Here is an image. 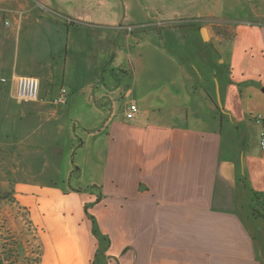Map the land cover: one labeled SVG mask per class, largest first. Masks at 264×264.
Here are the masks:
<instances>
[{
  "label": "crops",
  "instance_id": "obj_1",
  "mask_svg": "<svg viewBox=\"0 0 264 264\" xmlns=\"http://www.w3.org/2000/svg\"><path fill=\"white\" fill-rule=\"evenodd\" d=\"M67 1L17 0L26 8L10 23L0 7V83L12 88L6 96L0 88L1 110L19 75L40 82L45 102L32 104L50 105L45 83L62 61L66 105L75 97L100 127L105 153L91 191L16 185L40 232L41 264H264V219L244 217L252 192L264 193L253 121L264 120V22L239 24L228 40L225 30L208 27L205 39L197 27L168 44L154 29L100 24L107 14L91 0ZM36 30L56 55L29 66L12 38ZM130 103L138 112L128 120Z\"/></svg>",
  "mask_w": 264,
  "mask_h": 264
},
{
  "label": "rangeland",
  "instance_id": "obj_2",
  "mask_svg": "<svg viewBox=\"0 0 264 264\" xmlns=\"http://www.w3.org/2000/svg\"><path fill=\"white\" fill-rule=\"evenodd\" d=\"M0 2V7L4 10L2 14L9 23L11 17H17L20 13L23 15L22 11L26 8L18 7L15 3L17 0ZM91 2L94 13L107 14L106 20L100 24L116 20L122 27H130L126 31L133 34L143 29L144 31L154 29L162 32L164 43L168 41V44L186 42L197 27L204 28L205 32L208 27L213 32L225 30L228 40L229 33L237 25L254 21L264 22V0H91ZM70 3L71 0L65 5ZM175 15L178 17L175 18ZM158 22L160 26H150ZM12 43L16 44L21 57H29L27 60L29 64H26L29 66L38 64L39 60L47 59L49 55H56L54 41L44 40L41 32L37 30L31 38L22 34L17 43L12 38ZM62 71V61H57V67H53L52 78L47 79L45 83L50 85L49 97H55L61 88L66 90L67 99L71 96L68 84L62 78ZM0 88L5 96L12 93L10 84L0 83ZM120 102L124 103L121 99ZM5 103L7 105L5 110H1L4 108L0 107V128H14L15 132L12 134L9 131L0 132V198L10 192L15 195L16 185L19 183L25 184L26 187L53 186L60 190L91 191L94 188L102 176L105 154L103 146L98 141L99 137H95L100 127L96 128V124L91 122L92 119L87 117L88 115L85 116V112L76 109L75 97L67 105L57 107L18 103L15 99H9ZM120 113H123V107ZM101 134H105L104 131ZM9 135L16 136L17 143L12 144L10 139H4L5 136L10 137ZM225 142L227 141H224L223 146L227 148ZM0 213L6 220L8 229H12L16 234H22L24 239L27 238L21 215L15 208L7 203H1ZM255 213L251 205L244 211V217L250 224L262 219Z\"/></svg>",
  "mask_w": 264,
  "mask_h": 264
},
{
  "label": "trees",
  "instance_id": "obj_3",
  "mask_svg": "<svg viewBox=\"0 0 264 264\" xmlns=\"http://www.w3.org/2000/svg\"><path fill=\"white\" fill-rule=\"evenodd\" d=\"M1 203H7L17 210L28 236L24 239L22 234H16L12 229H8L6 220L0 213V264H41L43 245L40 232L30 218L28 207L22 205L12 192L1 196ZM250 204L255 214L264 219V193L253 191ZM89 219L93 225L92 232L97 236L95 220L92 216H89ZM260 250L261 260L264 262L263 248Z\"/></svg>",
  "mask_w": 264,
  "mask_h": 264
},
{
  "label": "built area",
  "instance_id": "obj_4",
  "mask_svg": "<svg viewBox=\"0 0 264 264\" xmlns=\"http://www.w3.org/2000/svg\"><path fill=\"white\" fill-rule=\"evenodd\" d=\"M9 24L5 22V26ZM130 28H128L129 30ZM12 81L15 86L14 99L18 103H43L45 100L40 95V82L36 77L19 75L13 76ZM1 82H6V79H1ZM67 92L64 88L59 89L55 97H51L48 102L52 106H65L67 103ZM138 112L137 105L130 103L126 112V119H132ZM254 123L260 128L259 132V147L264 151V120L260 117H255Z\"/></svg>",
  "mask_w": 264,
  "mask_h": 264
},
{
  "label": "water",
  "instance_id": "obj_5",
  "mask_svg": "<svg viewBox=\"0 0 264 264\" xmlns=\"http://www.w3.org/2000/svg\"><path fill=\"white\" fill-rule=\"evenodd\" d=\"M200 33L202 34L203 38L206 39V32L204 28H201ZM218 107L221 108L220 103L218 102Z\"/></svg>",
  "mask_w": 264,
  "mask_h": 264
}]
</instances>
